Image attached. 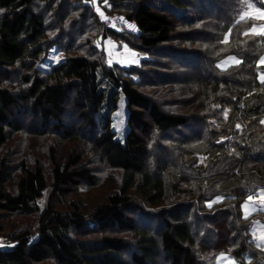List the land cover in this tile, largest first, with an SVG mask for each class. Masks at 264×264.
Instances as JSON below:
<instances>
[{
    "label": "trees",
    "instance_id": "trees-1",
    "mask_svg": "<svg viewBox=\"0 0 264 264\" xmlns=\"http://www.w3.org/2000/svg\"><path fill=\"white\" fill-rule=\"evenodd\" d=\"M102 2L135 26L132 47L149 56L140 65L105 67L98 42L120 40L125 25L108 28L92 0H0V150L25 131V121L64 142L87 135L82 143L117 173L115 192L101 202H60L79 195L84 182L95 185L85 152L60 161L51 148L47 170L0 154V215H38L40 236L30 246L32 232L11 237L16 244L0 248V264H212L223 252H250L249 264H264L250 237L264 211L248 218L243 211L249 195L264 191V36L244 35L256 22L240 19L250 4L264 5ZM54 45L65 61L44 72L39 63ZM229 55L240 63L219 69ZM99 67L115 86L111 111L119 91L126 97L124 144L102 115ZM227 107L230 116L219 119Z\"/></svg>",
    "mask_w": 264,
    "mask_h": 264
},
{
    "label": "rangeland",
    "instance_id": "rangeland-1",
    "mask_svg": "<svg viewBox=\"0 0 264 264\" xmlns=\"http://www.w3.org/2000/svg\"><path fill=\"white\" fill-rule=\"evenodd\" d=\"M93 1V0H92ZM159 3L158 1H156ZM93 4L95 5V11L101 16L102 20L105 17L110 16L105 11L107 7V2H102V0H94ZM256 8H260L261 11H264V7H260L256 4H250L246 13L244 14V18H252L256 23L254 25L259 27L264 26V20L260 19L259 14L255 11ZM99 9V11H97ZM119 16H123L122 13H118ZM125 25V26H124ZM124 27L122 28L123 37L121 39L116 40L113 38H106L101 42H98V47L104 49V58H105V67H113L119 66L121 68H129L132 66H138L141 64L142 60L148 59L149 56L137 49H134L132 46L136 45L133 42L131 37L132 33L136 32L132 29L128 28V23H124ZM121 34V35H122ZM135 34V33H134ZM248 35H256L252 33L251 29L248 32ZM127 36V37H124ZM133 37V36H132ZM229 35L225 40L228 41ZM100 41V40H99ZM126 46V47H125ZM135 54L134 56L132 54ZM229 57H235L236 60L240 59L236 55H229L219 62H217L218 68L221 70H226L230 67L238 65L234 61H230L227 64L224 62L228 60ZM66 55L61 49L54 45L44 61L39 63L40 70L44 72H49L51 69L58 65L59 63L65 61ZM264 59V55L259 59L258 64L260 67L264 68V64L260 63V60ZM260 74H264L261 72ZM12 75V74H11ZM17 74H13L12 76H16ZM98 82L99 88L101 91L105 93V102L102 108L103 117L111 118V125L113 131L116 133L117 140H119L122 144L125 142V137L128 133V125H127V107H126V97L122 91L118 92V104L117 108L114 111H111L110 108V99L114 93L115 86L113 82L108 78L104 73L103 69L99 67L98 72ZM260 91L258 89L256 92ZM232 112L230 107L224 109L222 113L218 115L219 119H227ZM264 121V118L263 120ZM23 125H25V131L20 134H12L9 138L7 145L0 150V154H5L7 158L12 161H22L26 160L30 163V165H34L36 161L44 166L47 170L52 167L51 160V148L55 149L57 157L60 161L65 160L69 154L75 153L79 154L85 152V156H83V162L94 171V174L97 176L95 180V185L91 186L82 183V188L78 191L79 195H73L68 197L67 199H62L60 202H77L85 200L92 202H101L105 196H108L109 193H114V186H111L110 178L112 175L116 173L112 169L106 167L103 163L100 162V159L94 155V153L88 149L83 143L82 140H90L89 137L80 132H76L78 135L82 137V139H76L75 142H64L61 138L57 137L54 134H49L47 136H40L36 132L32 131L33 125L30 123H26L23 121ZM26 123V124H25ZM261 123V122H260ZM218 123H215L217 125ZM222 126V125H221ZM261 126L264 127V123H261ZM29 128V129H28ZM95 135V134H94ZM96 137V135L94 136ZM92 138V137H91ZM94 139V138H93ZM92 139V140H93ZM159 141L158 139H156ZM91 146L93 141L90 142ZM83 145V146H82ZM158 155V151H155ZM164 159V157H162ZM12 165H17L11 163ZM117 174V173H116ZM119 176V175H118ZM118 185V184H117ZM116 185V186H117ZM262 193L264 191H260L258 195L254 196L253 199L245 204L248 205L247 208L243 205V211L245 217L248 218L252 216L254 213L258 212V210L264 211V198H262ZM48 193L41 198L40 206L42 211L48 205ZM62 204H57V208L62 209ZM39 222L38 215L32 216H24L20 214H5L0 215V226H2L3 231L0 233V248H13L16 242L11 237H16L25 231L32 232L31 235L37 233ZM264 236V222L260 219L253 220L250 237L251 240L259 245L258 247L264 251V240H261L260 237ZM7 241H10L8 243ZM254 255L250 252H247L242 258H237L229 253H219L216 255L212 264H249L253 261Z\"/></svg>",
    "mask_w": 264,
    "mask_h": 264
},
{
    "label": "snow or ice",
    "instance_id": "snow-or-ice-1",
    "mask_svg": "<svg viewBox=\"0 0 264 264\" xmlns=\"http://www.w3.org/2000/svg\"><path fill=\"white\" fill-rule=\"evenodd\" d=\"M85 2L87 3L88 0H85ZM93 2H94V0H93ZM257 2H258L259 4H261V5H264V0H257ZM97 11H99V9H97ZM255 11L259 14L260 19L264 20V11H261L260 8H256ZM100 15L103 16V13L101 12ZM240 19L243 20V19H244V16H241ZM128 28L132 29L133 31L136 30V29H135V26H134V25H131V24L128 25ZM251 31H252V33H254V34H256V35L264 36V26L259 27V30H258V29H257V26H256V25H253L252 28H251ZM244 35H248V33L246 32V33H244ZM224 42L226 43L227 40H225ZM125 47H126V46H125ZM132 55L134 56L135 54L133 53ZM230 61H234V62L237 63V64L240 63V61H239V60H236L235 57H229L228 60L225 61L224 63L227 64V63L230 62ZM260 63H261V64H264V59H261V60H260ZM219 66H220V65H218V67H219ZM258 79H259V81H260L262 84H264V74H259V75H258ZM261 123H264V121H261ZM237 127H239V125H237ZM261 195H262V198H264V193H262ZM218 199H219V198H218ZM252 199H253V197H252L251 195H249V196H248V200L251 201ZM209 206H211V204H209ZM244 207L247 208L248 205L245 204ZM260 239H261V240H264V236H261ZM257 246H259V245H257Z\"/></svg>",
    "mask_w": 264,
    "mask_h": 264
},
{
    "label": "built area",
    "instance_id": "built-area-1",
    "mask_svg": "<svg viewBox=\"0 0 264 264\" xmlns=\"http://www.w3.org/2000/svg\"><path fill=\"white\" fill-rule=\"evenodd\" d=\"M105 23L108 28L122 27L125 23V20L121 16L110 15V16L105 17ZM39 239H40V236L38 233L31 235L29 242H28V246L37 243Z\"/></svg>",
    "mask_w": 264,
    "mask_h": 264
}]
</instances>
